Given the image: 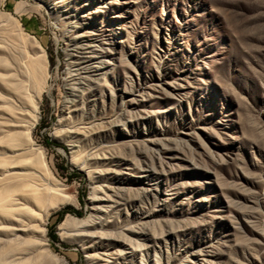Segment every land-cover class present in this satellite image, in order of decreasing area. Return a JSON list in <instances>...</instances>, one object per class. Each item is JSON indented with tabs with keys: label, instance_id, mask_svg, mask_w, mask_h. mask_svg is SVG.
I'll use <instances>...</instances> for the list:
<instances>
[{
	"label": "rangeland",
	"instance_id": "374dc122",
	"mask_svg": "<svg viewBox=\"0 0 264 264\" xmlns=\"http://www.w3.org/2000/svg\"><path fill=\"white\" fill-rule=\"evenodd\" d=\"M12 182L0 264H264V0H0Z\"/></svg>",
	"mask_w": 264,
	"mask_h": 264
},
{
	"label": "bare ground",
	"instance_id": "6f19581e",
	"mask_svg": "<svg viewBox=\"0 0 264 264\" xmlns=\"http://www.w3.org/2000/svg\"><path fill=\"white\" fill-rule=\"evenodd\" d=\"M32 129L29 128L27 131L28 137H31ZM45 168L49 170L45 160L43 161ZM26 184L24 183H9L3 189L0 190V204L1 212L14 213L17 208H27L30 210L32 203L29 198V192L25 190ZM56 192L60 195H64L63 187L58 188ZM67 201L66 198L60 199L56 202V206H60ZM55 206V207H56ZM50 210V209H49ZM50 211H48L42 218V222L46 223Z\"/></svg>",
	"mask_w": 264,
	"mask_h": 264
},
{
	"label": "trees",
	"instance_id": "16d2710c",
	"mask_svg": "<svg viewBox=\"0 0 264 264\" xmlns=\"http://www.w3.org/2000/svg\"><path fill=\"white\" fill-rule=\"evenodd\" d=\"M46 143H47V144H51V143H52L51 138L48 137V136H46ZM67 212H73V213L78 214V211H76V210L74 209V207H72V206H67L64 210H62V211H60V212L58 213V214H59L58 222L63 220V218H64V216H65V214H66ZM50 237H51V239H52L53 241L59 240V236H58L57 231H56V229H55L54 227H51V228H50Z\"/></svg>",
	"mask_w": 264,
	"mask_h": 264
}]
</instances>
